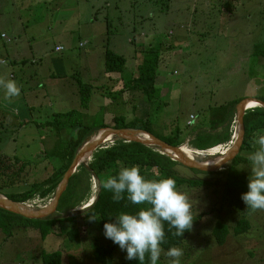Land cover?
I'll return each instance as SVG.
<instances>
[{
  "label": "rangeland",
  "instance_id": "374dc122",
  "mask_svg": "<svg viewBox=\"0 0 264 264\" xmlns=\"http://www.w3.org/2000/svg\"><path fill=\"white\" fill-rule=\"evenodd\" d=\"M14 1L22 0H0V78L15 81L20 89L19 96L6 99L5 90L0 88V160L9 166L8 170L0 168V172L5 174L0 177L4 180L5 195L26 191L32 184L41 183L54 173L56 160L46 158V153L59 139L67 140L76 134L72 128L57 134L53 127L48 126L56 114L75 111L70 124L81 121L83 125L96 128L103 123L114 126L115 119L130 122L135 117H142L151 121L154 132L162 138H168L179 129L184 145L193 149V137L187 132L191 128L197 130L200 116L206 109L242 98L264 99V59L251 56L250 50L253 43L264 41V0H250V3L246 0H44L46 5L38 6L37 15L59 18L67 16L61 10L71 6H80L83 10L79 15L82 24L78 20L77 23L68 22L61 33L62 36H71V30H76L74 45L83 40H87L83 44H89L54 55L67 60L71 75L80 80L84 78L81 75L86 74L80 55L95 49L102 53L107 41L106 22L109 20L110 49L127 61L121 75H110L115 78L121 76L126 83L131 81L134 65L139 66L143 60L144 47L149 44L159 46L164 42L160 76L156 81L162 89L151 102L141 92L132 97L130 103L125 101L129 97L124 100L121 93L110 92L109 97H99V102H94L88 111L79 109L77 100L53 101L50 108L40 109L36 105L32 108L30 90H44L50 85L41 75L30 79L32 74L29 72H34L39 66V63H33L34 56L41 54L37 55V60H46L59 40L55 39L56 32L46 31L34 41L32 32L26 31L29 14L24 13L26 9ZM224 2H233L236 7L227 9ZM59 4L63 5L61 9H57ZM208 13H212L211 16ZM94 16L97 22L92 25L90 19L93 21ZM200 19L206 22L208 31L203 33V37L199 35V26L197 31L194 30ZM25 33L28 34L25 36ZM2 35L10 38L11 42L14 38L16 40L8 44ZM130 39H134L133 44L128 42ZM169 44L173 46L170 50L166 49ZM45 55L47 57L43 58ZM15 58L21 63L13 68ZM22 58L27 61L22 63ZM83 84L89 83L84 81ZM190 116H195L196 126H188ZM65 120L62 119L64 124ZM258 147L255 144V148L244 150L241 153L244 162L225 167L222 172L196 173L185 165L176 167L181 177L207 182L197 187L187 184L178 187L176 184L177 190L187 196L195 222L180 247L183 250L181 264H264V211L247 210L241 199L242 194L248 191L251 175L248 157ZM191 157L198 161L212 160L208 156ZM18 158L20 163L15 161ZM94 179L80 207L88 205L92 197H96ZM53 198L54 195L45 199L37 196L25 204L33 209H43ZM80 209L78 207L72 212L81 213ZM242 219L248 220L250 230L235 236L233 228ZM217 223L229 229L226 242L221 246L213 235ZM77 226L81 230L79 244L69 242L67 236L60 233L42 240L32 229L16 228L12 237L0 230V264H42V252L59 253L63 264H98L94 250L102 245L114 249V264H122L126 259V251L107 239L97 225L88 229L80 219ZM165 253L161 251L160 264H168L169 258Z\"/></svg>",
  "mask_w": 264,
  "mask_h": 264
},
{
  "label": "trees",
  "instance_id": "16d2710c",
  "mask_svg": "<svg viewBox=\"0 0 264 264\" xmlns=\"http://www.w3.org/2000/svg\"><path fill=\"white\" fill-rule=\"evenodd\" d=\"M232 1L234 2L235 0ZM233 2L231 4L224 2V7L227 9L235 8L236 5ZM109 28L110 23L107 22L105 71L106 73L112 74L121 73L125 69L127 61L124 56L110 49ZM132 42L134 43V39L131 40V43ZM63 51L64 47L60 52ZM142 54L143 60L138 66L137 77L128 81L129 83L127 82V88L141 92L146 96V99L151 102L155 96V83L160 76L159 67L162 60V44L160 43L159 46L149 44L144 47ZM252 56L258 59H264V41L254 46ZM22 63H25V61ZM77 81L79 91L82 94V107L86 109L90 94L87 87H85L86 85H83L79 79ZM261 100L264 102V99L261 98ZM239 102L240 100L210 107L207 113L205 112L202 115L199 124L197 123V130L194 128L189 130L193 137L191 147L198 151H206L216 146L226 144L231 139L232 125L236 118V108ZM75 114V111L66 114H56L53 117V121L47 123L48 126L53 127L57 131V134L68 128H72L76 133L67 140L59 139L55 146L46 153V158L56 160L57 165L54 173L43 182L32 184L26 191L21 193H8L7 195H5L3 191L2 183H4V180L0 179V194L16 203L22 204L33 200L37 196L41 199H45L54 195L80 148L97 132L105 128L143 130L174 147H180L185 143V141L181 139L182 134L179 129H176L168 138L158 136L154 132L153 124L150 120L126 122L125 119H115L114 126H108L103 123L96 128L92 125H83L81 121L77 123L74 121L70 124V119L75 117ZM62 119H66L65 124ZM67 123L68 125L65 127ZM244 123L246 134L243 147L236 159L226 166V169L230 165L236 166L243 163L244 160L241 158V153L244 150L255 148L254 138L258 137V135H264V109L258 107L246 112ZM113 143L114 144L110 147L98 149L94 153L91 162L87 165H82L78 169V172L70 179L67 190L60 199L58 210L55 215L44 220H29L0 208V230L8 235V237H12V231L16 228L32 229L39 233L42 240H46L50 235L60 233L67 236L69 242L73 244H79L81 238V230L77 226L80 219L83 221L84 227L89 229L97 225L104 232V224L109 222L115 223V218L118 217L120 213L136 214L141 209L150 207L147 204H132L127 199L126 192L123 194L124 199L117 202L113 199L114 193L102 187L101 181L109 176L118 175L119 170L124 167L137 166L140 169V174L146 179L172 178L175 180L178 187L185 184L191 187L207 184L205 181H192L181 177L177 173L176 167L182 164L163 155L155 147H147L136 142H126L118 138L114 139ZM15 161L21 162L19 158ZM0 164H2V166L0 165L1 169H9V166H7L3 160H0ZM23 166H25V164ZM192 171L204 173L197 170ZM0 174V177L5 176L4 172H0ZM92 178H95L98 183V192L94 203L89 208L81 211V213L72 212L85 201L91 188ZM93 217H95L96 220H93ZM194 225L195 222L193 221V226ZM169 229V224L164 222L165 238L160 245L164 252H167L171 247L180 248L191 233V231H186L184 236H173L172 232H174L175 229ZM249 230L250 224L248 220L242 219L237 222L236 226L233 228V234L235 236H241L248 233ZM213 235L217 244L221 246L226 242L229 229L226 225L217 223L213 230ZM40 259L42 264H63L62 256L55 252H42ZM94 259L98 264H114V249L109 245L98 246L94 250ZM122 264H139V261L125 259ZM144 264H150V260L147 257ZM158 264H160L159 260Z\"/></svg>",
  "mask_w": 264,
  "mask_h": 264
},
{
  "label": "clouds",
  "instance_id": "9594fccd",
  "mask_svg": "<svg viewBox=\"0 0 264 264\" xmlns=\"http://www.w3.org/2000/svg\"><path fill=\"white\" fill-rule=\"evenodd\" d=\"M81 44L83 43H80V47L87 45ZM0 88L5 90L6 99L20 94V89L13 80L0 78ZM253 109L255 108L249 110ZM235 123L237 124L236 119L232 130ZM254 144L259 147L248 157L251 175L248 191L242 194L241 199L247 205V210L264 211V135L255 137ZM95 180L94 187L97 182ZM101 185L114 193L113 199L117 202L124 199L123 194L126 192L127 199L132 204L150 206L136 214L120 213L115 218V223L104 224L105 237L119 245L122 251H126L128 260H138L139 264H144L147 257L150 264H158L162 251L160 245L165 238L164 222L169 224V230L175 229L173 236H184L193 227L191 204L187 196L177 190L172 178L146 179L137 166H132L121 168L118 175L107 177L101 181ZM92 219L96 220L95 217ZM165 255L169 258L168 264H181L183 250L171 247Z\"/></svg>",
  "mask_w": 264,
  "mask_h": 264
},
{
  "label": "crops",
  "instance_id": "0c3cea01",
  "mask_svg": "<svg viewBox=\"0 0 264 264\" xmlns=\"http://www.w3.org/2000/svg\"><path fill=\"white\" fill-rule=\"evenodd\" d=\"M247 3H250V0H246ZM14 3L18 4V6L20 8L26 9L24 10V13L29 14V19L27 20V27H26V31L30 30V32H32V37L34 41H37L38 37H42L44 35V33L46 31H52V32H56L55 33V39L59 40L58 43L54 44V51L50 53L49 57L44 60V61H38L37 60V55L41 56V54H35V59L33 61V63L35 65H37V63H39L38 69H36L34 72H29L28 70H23V71H28L29 75L32 74V76L30 77V79H33V77L37 78L39 75L43 76L46 78V82L50 83L48 88H45L44 90H40L39 88L30 90L29 92V96L31 98L30 104L33 106L32 108H34V106H39L40 109H43V107H51V104L54 103L53 101H72V100H77L80 104L79 109L81 108V110L83 111H88V108L94 104V102L96 103L97 101L99 102L98 98L101 96H108V93H112V92H118L121 93V95L123 96V99L125 100L126 97L127 98L125 101L126 103H130L131 102V98L135 97L137 95H139L138 93H140L139 91L137 92V90H131L127 88V83L124 82L120 76V78H115L113 76H111L110 74L112 73H106L105 71V51H106V46L103 47L102 53L98 52L96 49L95 50H90L89 52H87L86 54H84L83 57V63H84V71H85V75H81V77H84L83 79H80L81 83L83 84L84 81H88L89 84H83L86 85L85 87H87L88 91H89V103L86 109H83L82 107V97H81V93L79 91V87L77 85L78 83V79L76 78L75 75H71L69 71V66L67 64V60L65 58H56V56L54 57L55 54H62L63 52L67 51V50H71L75 47L78 48H83L80 47V43L86 42L87 40H83V41H79L78 44L75 43L74 45V34L76 35V30H71V36H62V31L64 30V25H66L68 22H76L77 20L78 22H81L79 15L80 13H82V8H80V6H71L69 8L63 9L61 11H63L67 16H62V17H51L48 14H46L45 16L42 15H37L38 11L37 8L38 6H45L46 2L44 0H22V1H14ZM66 6V4L64 5ZM63 7L62 4H59L57 6V9H61ZM197 12V11H196ZM213 13V12H212ZM212 13H208L210 16ZM41 14V12H40ZM74 15H76V17H74ZM33 16V18H32ZM209 18H214L213 17H209ZM214 20V19H213ZM97 22V19L95 18V16L93 17V21H91L90 19V23H92V25ZM109 22V20L107 21ZM107 22H106V26H107ZM58 25V27L55 28V25ZM206 22L201 20L199 21V25L194 26V30L197 31V28L199 26V35L202 36L203 33L207 34L208 31H206V26H205ZM107 28V27H106ZM107 32V30H106ZM28 33H25V36ZM73 36V37H72ZM72 37V38H71ZM203 37V36H202ZM16 40V38H14ZM14 39L11 43L8 44H13ZM201 39V38H199ZM129 43H131V39L128 41ZM163 43L162 44V49H163ZM89 43L87 42V45ZM133 44V42H132ZM160 44V43H159ZM258 44V43H253L250 47V50L252 51L251 53H253L254 51V46ZM61 46L64 47V51L63 52H57L56 51V47ZM172 45H166V49L170 50L172 49ZM197 47V46H196ZM36 50H37V46H36ZM163 53V52H162ZM252 56V54H251ZM47 55H45L43 58H46ZM6 59V58H5ZM137 59V57H136ZM21 60L23 61H27L24 58H22ZM260 60V59H259ZM18 58H15L13 63L15 64L13 68H15L16 65H20V63H18ZM3 63L5 62V60L2 61ZM4 64H7V62H5ZM126 69V66H125ZM125 69L123 70V72L125 71ZM137 69L138 66L135 64L134 65V69H133V79H135L137 77ZM123 72L119 73L118 75H121ZM14 73V72H13ZM113 74H117V73H113ZM13 77V76H11ZM102 79V80H100ZM121 80L123 81V86L121 83ZM158 80V79H157ZM93 83H98V85H95ZM38 87V86H37ZM154 92H155V96L154 98L157 96V93L159 94L160 90L162 89L161 85L158 86L155 83L154 86ZM93 94V100L91 99V95ZM249 99V98H246ZM261 100V98H256ZM242 100H245L244 98L240 99V102ZM91 102V104H90ZM239 102V103H240ZM37 103V104H35ZM226 104V103H225ZM223 105V104H222ZM220 106V105H219ZM135 113L137 112L136 107L134 108ZM208 109H206V113H207ZM16 112V111H15ZM204 112V113H205ZM248 112V111H247ZM66 114V113H65ZM237 114V113H236ZM194 117V121H195V116H190ZM198 117V116H197ZM202 117V116H200ZM199 117V118H200ZM201 119V118H200ZM236 119V118H235ZM149 119H143L142 117H135L134 120L132 121H136V122H142V121H146ZM200 121V120H199ZM198 121V123H199ZM196 122V121H195ZM196 124V123H195ZM193 123L192 126H188L189 127H193L195 125ZM188 135H190V132H187Z\"/></svg>",
  "mask_w": 264,
  "mask_h": 264
},
{
  "label": "water",
  "instance_id": "95a60500",
  "mask_svg": "<svg viewBox=\"0 0 264 264\" xmlns=\"http://www.w3.org/2000/svg\"><path fill=\"white\" fill-rule=\"evenodd\" d=\"M258 103L259 108L264 109V102L256 98H249L242 100L236 108V122L238 124L237 139L234 146L224 155L221 156H209L212 160L198 161L193 157L183 152L182 146L174 147L168 143L162 141L156 136L143 131L133 129H114L105 128L100 130L94 137L90 138L76 154L70 168L65 173L62 181L58 185L54 198L48 207L43 209H33L28 207L25 203H16L7 197L0 194V208L13 213L15 215L24 217L29 220H44L52 217L57 213L60 199L64 192L67 190L70 179L78 172V169L82 165H87L88 161L91 160L94 153L102 148L109 139H122L126 142H136L147 147H155L160 153L170 157L173 161L179 162L186 167L197 170L204 173L221 171L228 164H230L239 155L245 139V123L244 117L246 112L249 110L247 106L249 102ZM217 147V146H216ZM215 148V147H214ZM199 158V156H196Z\"/></svg>",
  "mask_w": 264,
  "mask_h": 264
},
{
  "label": "bare ground",
  "instance_id": "6f19581e",
  "mask_svg": "<svg viewBox=\"0 0 264 264\" xmlns=\"http://www.w3.org/2000/svg\"><path fill=\"white\" fill-rule=\"evenodd\" d=\"M258 107H259L258 103L252 101V102H249L247 109L258 108ZM237 133H238V126L235 123L233 130H232L231 139L224 145H219V146H217L215 148H211L207 151H198V150L191 149L187 145L183 144L182 149H183V152L185 154L189 155L190 157L193 155L202 156V157L221 156V155H224L225 153H227L234 146L236 139H237ZM107 143H108V145H107ZM105 144L103 147H109V146L113 145L114 144L113 139H109ZM95 191H98V183L97 182H96L95 187H94V194H97V192H95ZM95 199H96V197H92V199L90 200V203L88 205H84V207H79V208H81L79 211H82L84 209L89 208L94 203Z\"/></svg>",
  "mask_w": 264,
  "mask_h": 264
},
{
  "label": "built area",
  "instance_id": "2783aa9c",
  "mask_svg": "<svg viewBox=\"0 0 264 264\" xmlns=\"http://www.w3.org/2000/svg\"><path fill=\"white\" fill-rule=\"evenodd\" d=\"M2 38H3L4 40H6L8 43L11 42V39L8 38L6 35H2ZM85 45H86V43L81 44V46H85ZM62 50H63V47H61V46L56 47V51H57V52H60V51H62ZM193 123H194V117H191V119H190V121L188 122V124H189L190 126H192Z\"/></svg>",
  "mask_w": 264,
  "mask_h": 264
}]
</instances>
